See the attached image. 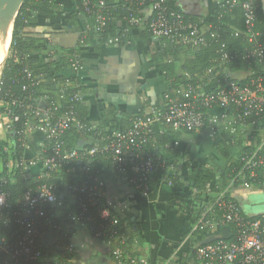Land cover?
<instances>
[{
  "label": "built area",
  "instance_id": "2783aa9c",
  "mask_svg": "<svg viewBox=\"0 0 264 264\" xmlns=\"http://www.w3.org/2000/svg\"><path fill=\"white\" fill-rule=\"evenodd\" d=\"M126 1L128 9L134 13L130 16V23L145 24L153 37H165L193 50L207 44L205 34L210 25L204 24L203 19L197 22L186 18L183 12L172 6L171 3L175 0ZM227 2L231 5L241 4L244 9L245 34L252 44L246 57L255 59L260 64V69L230 72L222 81L218 82V79L196 87L190 86L183 89L180 96L164 97L160 107L147 104L143 115L135 117L130 128L114 131L103 146L95 145L87 150L89 154L99 151L109 153L119 174L125 176L136 190L149 188L147 181L151 179L154 170V157L146 152L144 146L147 135L154 132L156 122L171 124L176 130L201 131L206 127L209 111L222 107L224 113L221 122L226 131L236 133L242 130L244 134L247 132V137L251 135L247 139L248 143L251 139L257 142L261 136L262 142L258 143L256 150L242 158L244 168L250 170L249 175L239 173L237 176L244 181L241 186L264 191V32L254 29L256 0ZM81 6L85 13L96 16L95 23L90 28L99 29L110 19L111 4L108 0H83ZM133 6L136 8L133 9ZM228 58L229 55L224 54L222 62L213 66L210 71L220 68ZM71 67L80 70L83 65L77 58ZM219 75L218 72L216 77ZM64 94L62 89L59 96L64 97ZM43 98L46 100V97ZM70 100L84 103L85 97L78 90L71 95ZM201 105L207 111L200 110ZM21 106L24 108V116L27 117L26 125L20 131L25 142L24 149L29 135L39 130L45 134L44 153L39 160L26 161L23 153L20 157L15 156V143L9 152L6 147L2 153V156H6L0 165V185L11 182L17 168H22L24 175H29V167L39 161L43 164V170L38 176L52 177L57 182L27 190L14 203L9 202L6 191L0 190V224L10 227L9 236L0 235V264H38L42 260L58 264L60 258L65 260L62 264H75L78 251L72 241L73 227L85 228L94 238L110 243L118 264L124 260L132 264H146L142 258L133 257L125 251L127 238L117 229L119 219L111 216L112 209H115L106 202L105 181L102 178L94 179L87 174V167L81 166L77 175L79 183L64 188L58 182L62 180L59 175L60 168L78 156L77 150L70 151L64 147L63 140L69 129L83 128L76 111L70 108L56 114L48 104L41 106L39 99L36 103L26 102ZM5 115V127L12 132L13 141L14 123L20 120V116L9 109ZM210 118L211 116L209 121ZM5 168L7 175H4ZM248 179L256 182L257 186L251 185ZM73 192L80 194L74 208ZM66 194L70 197L67 202L64 201ZM225 194L226 191H223L214 201L205 204L203 214L216 205L224 211V217L204 220L202 216L198 224H201V228H212L233 222L237 229L236 239L206 242L196 248L197 258L205 264H264V211L257 214V217L245 215L237 200H226ZM198 224H195V229Z\"/></svg>",
  "mask_w": 264,
  "mask_h": 264
},
{
  "label": "trees",
  "instance_id": "16d2710c",
  "mask_svg": "<svg viewBox=\"0 0 264 264\" xmlns=\"http://www.w3.org/2000/svg\"><path fill=\"white\" fill-rule=\"evenodd\" d=\"M75 1L79 10L85 14L87 21H90L93 25L96 19L95 14L84 12L81 6L83 0ZM108 2L111 4L109 9L110 19H108L105 26L99 29L92 27L84 30L80 27L75 13H65L63 28L61 29L65 31H77L80 36L75 47L63 48L54 45L50 39L57 31L54 26L46 27V29L38 23L41 17L50 16L61 9V5L57 0H24L15 18L13 27L9 31V54L0 67V101L7 102L9 104L8 109L20 116V120L16 121L13 127L15 131L13 141L16 144L14 151L16 157H20L23 153V144L25 143L20 135V131L26 125L27 121V117L24 116V108L21 106L22 103H36L37 99L46 97V104L52 110L56 111V114H61L73 108L81 120L83 128H71L63 136L64 147L70 151L77 150L78 152V156L72 158L67 165L60 168L59 175L62 177V180L58 182L64 188L73 187L79 183L77 175L80 173L79 167L81 166L87 167V174H90L96 180H100L102 175L98 166L102 161L108 162L112 181H117L122 177L116 169L109 153H103L101 151L95 154L87 153V150L95 145L103 146L110 140L111 133L109 134L107 131V124L110 122L109 119L114 115L113 109L108 107L102 110L100 120L96 125H93L88 119L91 110L90 106L86 102L75 103L70 100L71 95L75 91L82 90L79 80L63 75V70L71 67L72 62L79 57L85 45L90 46V48L100 53L104 45H111L113 43L124 45L133 33L141 39L153 37L147 30L145 24L136 25L130 23V16L134 13L128 9L126 0H108ZM171 4L177 10L183 12L186 18L197 22L203 19V23L210 25V27L205 34L207 44L196 50L165 37L157 39L158 46L153 47L151 57L161 68L164 80L169 85V89L158 96L157 100L152 104L153 106H162L164 97L180 96L181 91L190 86L196 87L201 83L206 84L218 79V82L222 81L227 73L247 72L249 69L257 71L260 69V64L255 59H248L246 57L252 44H250L245 34V13L241 4L231 5L227 0H222L219 2L212 17L208 20L202 18L200 15L184 12L178 5V0L173 1ZM135 8L136 6H133V9ZM255 14L256 24L254 29L259 32H264V11L260 0H256ZM39 49L44 50L47 53V57L44 58L35 55V52ZM226 53L229 55V58L223 61L222 66L210 71L213 66L222 62V58ZM218 72L220 75L216 77ZM62 89L65 91L64 97L59 96V92ZM57 100L59 101L57 102ZM145 108L146 106H143L135 114L125 113L121 114V116H116L114 122L119 124L120 130L125 131L132 126L135 117L143 115ZM199 109L207 111L203 105ZM3 110L0 107V112ZM209 117L207 115L206 126L209 123ZM193 132L196 131L187 129L176 130L171 124L165 123L163 124V132L159 133L154 131L147 135L144 148L147 153L154 157V170L151 179L147 181L149 186L148 190L137 189L140 193L148 194L152 192L159 181L165 178L174 185L180 182L181 175L178 170V162L182 159L183 152L174 142L175 140H180L183 133ZM227 132L231 136L229 141H219L216 144V148L228 162L225 165H219L209 159L207 160L206 166L200 169L191 168L189 172L188 183L189 187L194 191V197L200 198L204 196L208 189L209 177L213 176L215 178V184L212 186V194L208 196V200L192 208L195 224H198L202 216H204V220L222 219L224 217V211L216 205L211 211L203 215L205 204L214 201L219 192L229 189L231 184L233 187H238L244 183L237 175L242 173L248 176L250 170L244 168L242 158L246 154L256 150L258 143L260 144L262 142L260 136L257 142L251 139L248 143L247 139L251 135L244 137L242 130L236 133H231L228 130ZM5 144L6 142L2 143L0 147L2 153H4L7 147ZM260 152L263 153V151ZM3 155L6 156V154ZM169 155L171 156L170 158L167 157ZM4 175H7V168L4 169ZM235 177L238 179H234ZM55 182L57 180L52 179V177L24 175L22 168H17L14 170L12 181L5 183L3 186L0 185V190L3 189L6 191L9 195V202L14 203L27 190L36 189L45 183ZM126 182L132 188H135L127 179ZM248 182L251 185L257 186L256 182H252L249 179ZM104 190L106 191V185ZM73 193L75 196H73L74 206L72 207L74 208L77 206V200L80 194L78 192ZM69 195H72V192H69ZM64 198V201L67 202L70 197L66 194ZM234 198L230 191H226L224 199L234 200ZM238 204L241 207L242 213L246 215L247 213L243 210L240 202ZM111 214V216L119 219L117 229L120 234H123L127 238L125 251L133 257H138V253L134 250V245L141 243L142 238L139 232L135 230L134 223L125 221L113 209ZM254 217L257 216L254 215ZM198 225L194 232L204 238L210 228H201L200 223ZM222 225L229 227L231 236L217 238L215 240H235L237 232L235 224L233 222H226ZM9 233L10 227L0 224V235L9 236ZM64 262L65 260L60 258L58 264ZM48 263L42 260L38 264ZM121 264L132 263L124 260ZM169 264L188 263L186 261H173Z\"/></svg>",
  "mask_w": 264,
  "mask_h": 264
},
{
  "label": "crops",
  "instance_id": "0c3cea01",
  "mask_svg": "<svg viewBox=\"0 0 264 264\" xmlns=\"http://www.w3.org/2000/svg\"><path fill=\"white\" fill-rule=\"evenodd\" d=\"M220 1L178 0V5L184 12L200 15L208 20ZM57 2L61 5V9L50 16L41 17L38 23L41 27L54 26L57 30L50 38L54 45L73 48L77 45L80 34L77 31L61 29L65 13H75L80 27L84 30L90 28L92 24L79 10L75 0H57ZM260 3L264 11V0H260ZM156 45L158 46L157 38L141 39L135 33L124 45L119 43L104 45L100 53L85 45L78 57L83 68L74 70L72 67H67L63 70L65 77L79 80L85 102L91 109L88 119L93 125L100 120L102 110L110 107L114 115L109 119L107 131L109 134L113 133L120 129L119 124L114 122L116 116L137 113L143 106L152 105L160 94L169 89L161 68L151 57V51ZM35 55L47 57V53L42 49L37 50ZM39 104L44 106L46 100L41 97ZM0 107L4 109L0 112V128L5 133V141L12 147L15 143L12 141V132L7 131L5 127L7 121L5 114L9 104L0 101ZM223 113L222 107L212 108L209 111L210 121L203 130L183 133L180 140H175V145L183 152V157L178 162L181 180L177 185L165 178L159 181L152 192L142 194L126 182L125 176L112 181L107 161L99 164L98 168L106 185V202L122 219L134 223L135 230L142 238L141 243L134 245V250L146 263L169 264L173 261H186L188 264H202L195 252L197 247L217 238L231 236L229 227L222 224L210 228L204 238L195 234L192 208L197 205V201L203 203L208 200V196L212 194L215 178L209 177L206 194L200 198L193 196L194 191L188 183L191 168L200 169L207 165L209 159L219 165L228 162L216 148L219 141L228 142L231 137L223 128L221 122ZM153 129L161 133L163 124L156 122ZM45 143L43 131L31 133L26 140L24 159L39 160L44 153ZM42 170L43 164L39 161L29 167L28 174L40 175ZM229 187L231 189L224 191H230L247 214L257 215L264 211V203L258 204L257 200L252 203L249 200L251 194L264 191L243 186L233 187L232 184ZM222 192L223 190L219 194ZM242 200H244L243 204ZM130 215L132 218L129 217ZM72 241L78 251L75 264H118L112 254V245L94 238L87 229L73 227Z\"/></svg>",
  "mask_w": 264,
  "mask_h": 264
},
{
  "label": "water",
  "instance_id": "95a60500",
  "mask_svg": "<svg viewBox=\"0 0 264 264\" xmlns=\"http://www.w3.org/2000/svg\"><path fill=\"white\" fill-rule=\"evenodd\" d=\"M24 0H0V30L7 38ZM1 72V71H0ZM264 203V201H263Z\"/></svg>",
  "mask_w": 264,
  "mask_h": 264
},
{
  "label": "rangeland",
  "instance_id": "374dc122",
  "mask_svg": "<svg viewBox=\"0 0 264 264\" xmlns=\"http://www.w3.org/2000/svg\"><path fill=\"white\" fill-rule=\"evenodd\" d=\"M9 44H10V32H9L7 38L4 39V35H3L2 31L0 30V52H3L8 47L10 48ZM2 49H3V51H1ZM8 54H9V49L7 51V56H8ZM4 135H5V133H3L2 130H1V128H0V147H1V144L2 143H5L6 142L5 145H7V152H9V151H11V149H10L11 146L9 145V143L7 141H5ZM246 136H247V132H245V134H244V137H246ZM12 147H13V145H12ZM3 159H5V156L4 155L2 156V152L0 150V165H2ZM0 169H1V166H0ZM249 200L252 203L255 202L256 200H257L256 201L257 203L259 202L258 204L263 203L262 201L264 200V192L259 193V194H253V195L251 194L249 196ZM241 202L243 204L244 203V200H242ZM196 204L199 205V204H201V202L200 201H197ZM254 204H256V203H254Z\"/></svg>",
  "mask_w": 264,
  "mask_h": 264
},
{
  "label": "bare ground",
  "instance_id": "6f19581e",
  "mask_svg": "<svg viewBox=\"0 0 264 264\" xmlns=\"http://www.w3.org/2000/svg\"><path fill=\"white\" fill-rule=\"evenodd\" d=\"M9 34V33H8ZM7 51H8V48L7 49H5L3 52H0L1 54H0V67L3 65V63H4V60H5V58H6V56H7Z\"/></svg>",
  "mask_w": 264,
  "mask_h": 264
}]
</instances>
